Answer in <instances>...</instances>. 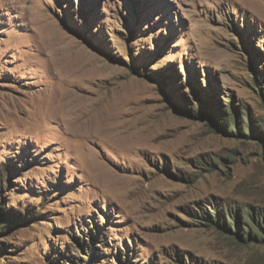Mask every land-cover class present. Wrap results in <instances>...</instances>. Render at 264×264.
<instances>
[{
  "label": "rangeland",
  "instance_id": "1",
  "mask_svg": "<svg viewBox=\"0 0 264 264\" xmlns=\"http://www.w3.org/2000/svg\"><path fill=\"white\" fill-rule=\"evenodd\" d=\"M0 226V264H264V0H0Z\"/></svg>",
  "mask_w": 264,
  "mask_h": 264
},
{
  "label": "trees",
  "instance_id": "2",
  "mask_svg": "<svg viewBox=\"0 0 264 264\" xmlns=\"http://www.w3.org/2000/svg\"><path fill=\"white\" fill-rule=\"evenodd\" d=\"M224 116V115H223ZM228 120L226 119V118H224V117H222V118H220V119H218V124L220 125V126H222L223 127V129L224 130H227V127H228V124H226V122H227ZM218 125V126H219ZM219 126V127H220ZM207 220H209V219H207ZM226 222H223V225L224 226H226V224H225ZM217 224H220V220L219 219H217ZM4 226H0V231H4ZM238 232V231H237ZM236 234H239V233H236Z\"/></svg>",
  "mask_w": 264,
  "mask_h": 264
}]
</instances>
